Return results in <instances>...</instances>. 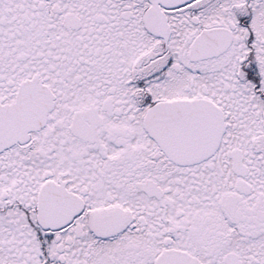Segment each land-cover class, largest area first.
Here are the masks:
<instances>
[{"label":"snow or ice","instance_id":"1","mask_svg":"<svg viewBox=\"0 0 264 264\" xmlns=\"http://www.w3.org/2000/svg\"><path fill=\"white\" fill-rule=\"evenodd\" d=\"M0 264H264V0H0Z\"/></svg>","mask_w":264,"mask_h":264}]
</instances>
